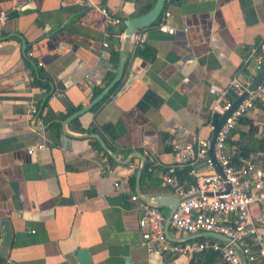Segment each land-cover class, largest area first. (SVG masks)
<instances>
[{"label":"crops","instance_id":"obj_1","mask_svg":"<svg viewBox=\"0 0 264 264\" xmlns=\"http://www.w3.org/2000/svg\"><path fill=\"white\" fill-rule=\"evenodd\" d=\"M154 2L0 0V264L189 260L146 250L129 196L162 194L172 202L160 174L173 161V144L208 137L220 115L216 92L232 78L248 85L264 66L263 58L255 69L249 56L264 36V0H164L157 21L134 31L142 39L130 38L120 78L97 104L65 121L115 74L124 20ZM96 5L120 22L106 25ZM165 10L173 33L157 28ZM31 102L40 123L25 114ZM226 145L264 150V94L238 118ZM180 177L191 179L183 171ZM168 234L190 239L169 226Z\"/></svg>","mask_w":264,"mask_h":264},{"label":"built area","instance_id":"obj_2","mask_svg":"<svg viewBox=\"0 0 264 264\" xmlns=\"http://www.w3.org/2000/svg\"><path fill=\"white\" fill-rule=\"evenodd\" d=\"M96 8L103 14L106 25L120 22V18L106 7L96 5ZM168 14L167 10L163 11L157 28L173 33L174 27L164 20ZM4 17L1 13L0 21ZM122 35L121 31L119 36ZM131 38L142 39L135 32ZM249 56L254 68L260 69L264 58V36L250 50ZM243 90H246V94L230 110L214 135L212 156L219 171L208 154L207 137L198 136L193 141L174 143L173 161L165 165L160 174L164 184L178 197L168 218L169 227L189 234L218 233L227 239L205 236L184 241L172 240L164 233L165 216L154 200L132 193L129 198L136 201L139 209L138 226L148 252L191 255L211 249L219 254L224 264H243V261L245 264H264V150H251L233 158L235 146L226 145L228 134L238 118L264 94V77L250 89L246 83L232 78L226 88L216 92V100L221 114ZM24 111L27 118L40 123L39 116L35 115L38 110L34 103H28ZM214 122L209 124L210 129ZM27 150L30 152L32 147ZM143 153L152 160L147 150H143ZM197 163H201L203 168L198 169ZM99 168L101 172L113 174L109 165H100ZM182 171L191 179L182 180ZM113 184L118 186V180H114ZM232 242H236L239 249Z\"/></svg>","mask_w":264,"mask_h":264},{"label":"water","instance_id":"obj_3","mask_svg":"<svg viewBox=\"0 0 264 264\" xmlns=\"http://www.w3.org/2000/svg\"><path fill=\"white\" fill-rule=\"evenodd\" d=\"M163 1L164 0H155L154 4L152 5V7L147 10L146 12L133 16V17H129L126 18L124 20V29H123V44L124 47L123 49L120 50L119 53V61L117 63L116 66V71L115 74L113 75V77L105 84V86L91 99L89 100L86 104H84L82 107H80L79 109L73 111L71 114H69L65 121H69L71 118L75 117L76 115L82 113L83 111L89 109L91 106H93L97 101H99L102 96L104 94H106L108 92V90L114 85V83L120 78L122 70H123V64H124V57L126 54V47L129 44V40L132 36V34L134 33V31L136 29L139 28H143L146 27L150 24H152L154 22V20L157 18V16L160 14L161 10H162V6H163ZM264 77V66L263 68L255 75V77L249 82V84L247 85V88L250 89L253 87L254 84H256L260 79H262ZM246 94V90H243L241 92V94H239L238 96H236L230 107L228 109H226L225 111H223L218 118L215 120L213 127L211 128L208 137H207V148H208V154L209 156L212 158L214 167L216 170L219 171V167L216 163V161L214 160L213 156H212V143H213V139H214V135L216 130L218 129V127L220 126V124L222 123V121L224 120V118L228 115V113L230 112V110L242 99V97ZM94 136L98 139L100 145L104 148L105 151H107L109 154H112V152L106 147V145L100 140V138L98 136H96L94 134ZM122 162H124L125 160H120ZM140 172V169L138 170L137 173ZM139 193V190H137ZM148 198L154 200L155 204L158 206H167L168 207V214L165 216V221H164V233L165 235H167V237H169L172 240H176V238H173L172 236H170L168 234V218L170 213L173 211V209L176 206V203L178 201V197L174 196L172 197V202H168L167 197L165 195H148ZM3 220L1 221L2 224V228H3V239L2 242L3 243H7L8 244V237L10 235V231L5 229L3 226ZM205 235H212V236H216L218 238H221L222 240H226L227 238L225 236H223L222 234H216V233H207V232H197V233H191L187 238H195V237H199V236H205ZM233 245L239 249V246L236 242H232ZM243 264H245V261H243Z\"/></svg>","mask_w":264,"mask_h":264},{"label":"trees","instance_id":"obj_4","mask_svg":"<svg viewBox=\"0 0 264 264\" xmlns=\"http://www.w3.org/2000/svg\"><path fill=\"white\" fill-rule=\"evenodd\" d=\"M157 19L158 18H156L155 21H157ZM38 72H39V70H38ZM34 82L35 83H39V77L35 76L34 77ZM99 91H100V88L96 89L93 92L92 95L94 96ZM73 109H74V107L73 108H70L68 110V113H70L71 111H73ZM72 121H75V118L72 119ZM94 143L97 145V142H94ZM247 151H249V150H246L245 148H243V146H240L239 145L238 147L235 148V150H234V152L232 154L233 155V158L237 157L238 154H244ZM182 175H183V173H182ZM199 238H202V237H199ZM218 261H220V256H219V254L216 251L211 250V249H204V250H202L200 252H195V253L191 254V256H190V258H189V260L187 261L186 264H216ZM218 264H224V263L221 262V263H218Z\"/></svg>","mask_w":264,"mask_h":264},{"label":"rangeland","instance_id":"obj_5","mask_svg":"<svg viewBox=\"0 0 264 264\" xmlns=\"http://www.w3.org/2000/svg\"><path fill=\"white\" fill-rule=\"evenodd\" d=\"M162 211H163V213H164V214H166V213H167V211H166V208H165L164 210H162Z\"/></svg>","mask_w":264,"mask_h":264}]
</instances>
